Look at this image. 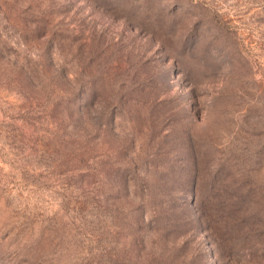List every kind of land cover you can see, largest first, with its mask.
Segmentation results:
<instances>
[{
  "label": "rangeland",
  "instance_id": "obj_1",
  "mask_svg": "<svg viewBox=\"0 0 264 264\" xmlns=\"http://www.w3.org/2000/svg\"><path fill=\"white\" fill-rule=\"evenodd\" d=\"M0 264H264V0H0Z\"/></svg>",
  "mask_w": 264,
  "mask_h": 264
}]
</instances>
